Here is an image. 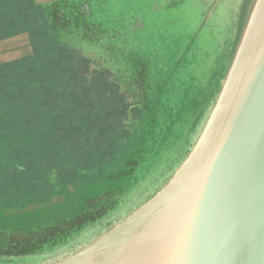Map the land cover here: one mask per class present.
<instances>
[{
    "label": "water",
    "instance_id": "obj_1",
    "mask_svg": "<svg viewBox=\"0 0 264 264\" xmlns=\"http://www.w3.org/2000/svg\"><path fill=\"white\" fill-rule=\"evenodd\" d=\"M5 1L0 29L14 27L0 33V147L6 136L10 147H60L61 141L75 142L78 131L88 130L91 136L92 119L109 114L93 107L79 109L82 103L90 104L93 86L101 79H96L98 73L87 78L79 63L87 59L69 61L81 53L77 38L104 46L123 65L122 84L131 88L126 77L136 82L139 87L130 93L142 110L135 115L136 137L122 139L124 149L91 167L90 173L78 167L80 175L71 186L55 183L47 198H31L21 205L12 195H0V213L6 217H0V264H17L14 258L26 255L40 257L35 264H264V0H251L237 35L233 24L228 40L219 44L218 71L209 76L215 88L199 108L205 105L204 111L198 118L194 115L187 149L182 152L178 143L171 149L174 164L141 177L137 174L145 157L165 159L169 137L161 140L157 129L163 97L159 92L149 96L153 85L150 77L147 80L146 64L118 41L138 27L136 21L125 33L104 34L98 13L91 10L98 0ZM243 1L232 5L233 18H238ZM39 4L47 7L39 9ZM30 6L42 16L38 26H29ZM105 35L114 44L105 46ZM13 40H19L16 46L22 54H12ZM193 41L189 49L197 58L200 51L195 52L194 45L200 41ZM28 50L33 53L22 58ZM187 60L182 53V61ZM175 75L179 74L171 66L161 75L163 83ZM188 76L190 84L199 75L191 71ZM28 78L36 79L35 88L27 86ZM22 92L20 101L34 100L33 107L16 106L12 98L20 99ZM38 94L47 107L36 105ZM58 109L67 111L68 118H58ZM38 114L43 118L33 121ZM20 120L24 126L13 124ZM0 150L1 165L11 162ZM4 179L6 186L12 182ZM28 208L42 217L9 220V211L17 218ZM113 212L121 214L111 217ZM19 230L21 238L16 235Z\"/></svg>",
    "mask_w": 264,
    "mask_h": 264
},
{
    "label": "rangeland",
    "instance_id": "obj_2",
    "mask_svg": "<svg viewBox=\"0 0 264 264\" xmlns=\"http://www.w3.org/2000/svg\"><path fill=\"white\" fill-rule=\"evenodd\" d=\"M220 1L222 0H103L101 2L98 0L96 4L91 5V10L98 13L96 18L104 34L125 33L136 21L138 27L133 32L127 36L121 35L120 39H117L122 42L124 50L132 51L146 64L147 80L150 77L152 85L156 87L151 86L153 92L149 93V96L152 97L155 92H159L163 97L161 101L163 117L159 120L157 129L163 135L161 140L169 137L163 150L165 159L156 160V158L145 157L137 177L161 171L164 166H171L175 163L171 159V149L180 143L179 149L183 148L182 152H184L189 145L192 132L189 135V129L195 120H193L194 115L196 114L195 118H198L204 111L205 105L200 110L199 108L202 104H207L213 93L212 89L215 88V85H212L213 79L211 80L209 76L213 71H218L216 63L220 60L219 44L228 40L233 24L237 35L251 4V0H244L238 18H233L232 5L235 0H223L218 6ZM6 3L5 0H0V12H4L2 7ZM41 7L44 9L47 6L39 4V9ZM12 10L13 7L10 11ZM28 18L29 26L33 27L38 26L36 23L41 20L42 16L30 6ZM13 27L12 25V29ZM19 27L17 26V29ZM12 29H0V33L9 32ZM193 40L200 41L194 45V51H200L197 58L194 57L192 49H189ZM43 42H45L44 39ZM84 42L85 40L80 38L76 39L75 43L79 45L77 48L81 53L77 52L79 56L74 54L69 61L72 64L78 60L77 57L87 59L79 62L85 68L87 78H90L91 74L93 78H96L95 75L98 73L96 79L101 80L93 86L94 99L91 98L89 105L82 103L79 109L88 111L93 107L94 110L102 109L109 114L103 119H92L91 136H88L90 135L88 130L78 131V138L75 142L73 140L61 141L60 147L39 148L26 145L10 147L8 143L10 138L6 136V144L0 149L3 148L2 151L7 155L6 159L11 158V162L7 160L1 165L0 157V167L2 166L3 170V174L0 175V195L7 199L8 195H12L13 202L19 205L32 199L47 198L48 194L53 192L55 183H59L60 186H71L74 179L80 175L78 167L90 173L91 167L111 160L117 150L124 149V144H121L122 139L129 141L130 135L133 139L136 137L139 126L135 115L142 109L138 104L137 96H132L130 91H135L139 86L136 82L126 80L127 77L125 81L131 88L122 84L124 82L121 72L123 65H120L115 57L109 55L110 51L108 52L107 48L103 46L100 49L93 46L94 43L84 44ZM103 44L105 46L114 44V40L105 35ZM108 47L111 48V46ZM31 51L28 50L22 58H28L33 53V50ZM115 52L118 53V48ZM115 52L113 51L112 54ZM182 53H185V58L189 60L182 61ZM197 62L201 64L200 67ZM171 66L176 68L179 75H175L176 77L174 76L170 82L163 83L161 75L163 76ZM191 71L198 73L199 76L196 80L191 79L189 84L185 78L189 79L188 75H191ZM99 76L101 78H98ZM114 78L115 80L112 81ZM116 80L121 81L124 87L122 85L119 87L114 83ZM26 81L30 88H35L37 85L36 79L28 78ZM36 92H39L37 88ZM24 94L22 92L20 99L14 95L12 100L14 99L16 106L20 104L24 107H33L34 100L20 101ZM139 94L141 95V92ZM39 95L41 94H38L36 98L38 99L36 105L39 108L47 107ZM57 105H60V102H57ZM54 106H49L50 110L53 111ZM58 111H60L57 113L58 118H68L67 111L65 113L59 109ZM38 112L43 114V111L38 110ZM42 118L43 116L38 114L33 117V121ZM77 121L83 123L84 119L77 117ZM86 122H89V117L86 118ZM24 123L20 120L13 124L20 127L24 126ZM77 125L81 126L80 123ZM196 133L197 128L193 132L192 140ZM5 177L12 180L7 186L4 185ZM29 209L25 211L26 213L19 212L17 218L12 217L13 211H9V220H38L42 217L33 213L32 210L28 211ZM119 214L121 213L113 212L111 217ZM1 216L5 217L3 213H0ZM16 235L21 238L22 230L17 231ZM39 259L38 256L26 255L14 258V262L35 264ZM12 263L13 261H9L7 264Z\"/></svg>",
    "mask_w": 264,
    "mask_h": 264
},
{
    "label": "crops",
    "instance_id": "obj_3",
    "mask_svg": "<svg viewBox=\"0 0 264 264\" xmlns=\"http://www.w3.org/2000/svg\"><path fill=\"white\" fill-rule=\"evenodd\" d=\"M19 40H13L9 45H11V48H10V50L12 49V54H22V50L20 49V51H18L17 50V46H16V44H17V42H18ZM22 41H24L23 39H22Z\"/></svg>",
    "mask_w": 264,
    "mask_h": 264
}]
</instances>
